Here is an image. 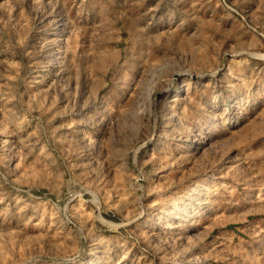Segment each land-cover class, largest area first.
Segmentation results:
<instances>
[{"label":"rangeland","instance_id":"374dc122","mask_svg":"<svg viewBox=\"0 0 264 264\" xmlns=\"http://www.w3.org/2000/svg\"><path fill=\"white\" fill-rule=\"evenodd\" d=\"M263 112L264 0H0V264H264Z\"/></svg>","mask_w":264,"mask_h":264},{"label":"bare ground","instance_id":"6f19581e","mask_svg":"<svg viewBox=\"0 0 264 264\" xmlns=\"http://www.w3.org/2000/svg\"><path fill=\"white\" fill-rule=\"evenodd\" d=\"M18 1V0H17ZM16 2V1H15ZM3 4V3H2ZM8 4V3H7ZM4 5V4H3ZM6 5V4H5ZM95 56V55H94ZM96 59V58H95ZM99 60H101V58L99 59ZM101 63H102V61H101ZM145 63V62H144ZM151 63V62H150ZM149 63V64H150ZM156 63V62H155ZM100 64V63H99ZM105 64V63H104ZM142 65H144V64H142ZM146 66V65H145ZM156 66H157V64H156ZM158 66H159V64H158ZM153 68V67H152ZM157 68V67H156ZM164 68V67H163ZM191 68H192V66H191ZM56 69V68H55ZM160 69V68H159ZM155 70V69H154ZM153 70V71H154ZM157 70V69H156ZM191 70V69H190ZM189 70V71H190ZM193 70V69H192ZM195 70V69H194ZM149 71V70H148ZM183 72V71H182ZM147 73V72H146ZM185 73V72H184ZM184 73H181L180 71H178V72H175L174 73V77H179V76H182V75H184ZM187 73V72H186ZM152 74H154V73H152ZM188 74V73H187ZM195 74V73H194ZM151 75V74H150ZM199 75H200V73H199ZM153 76V75H152ZM194 76V75H193ZM198 75H196V77H197ZM144 77V76H143ZM141 78V77H140ZM147 78V77H146ZM146 78H144V79H146ZM149 79V78H148ZM144 81V80H143ZM185 81V79L183 80V82ZM139 84V83H138ZM138 88V87H137ZM133 90H135V89H133ZM148 90V89H147ZM136 92V91H135ZM142 93V92H141ZM162 93L163 94H166V93H168V90L167 89H165V90H163L162 91ZM183 93V92H182ZM195 93V92H194ZM132 94V93H131ZM147 95V94H146ZM145 95V96H146ZM185 95V94H184ZM186 96V95H185ZM130 97V96H129ZM132 97V96H131ZM174 99V98H173ZM141 101V100H140ZM136 102V101H135ZM130 103V102H129ZM125 105H126V103H124ZM128 104V103H127ZM166 104V103H165ZM135 106V105H134ZM126 107V106H125ZM235 109V108H234ZM121 111H122V109H121ZM174 111V110H173ZM124 112V111H123ZM235 112H236V110H235ZM121 113V112H120ZM264 113V112H263ZM262 116V115H261ZM132 117V116H131ZM174 119V118H173ZM257 119V118H256ZM244 125H242V127H243ZM232 127V126H231ZM241 127V126H240ZM167 131H169V130H167ZM212 131V130H211ZM230 131V130H229ZM197 134V133H196ZM232 134V133H231ZM230 135V134H229ZM222 136H224V135H222ZM238 136V135H237ZM175 139V138H174ZM233 140V139H232ZM212 141V140H211ZM210 141V142H211ZM230 141V140H229ZM224 142V141H223ZM216 144V143H215ZM215 144H213V145H215ZM196 145V144H195ZM210 145V144H209ZM206 146V145H205ZM212 149V148H211ZM193 150V149H192ZM200 150H201V148L200 149H198L197 151H196V153H200ZM234 159H235V157H234ZM91 160V159H90ZM193 160V159H192ZM246 160V159H245ZM244 160V161H245ZM240 161V160H239ZM249 161V160H248ZM32 162V161H31ZM250 162V161H249ZM237 163V162H236ZM250 167V166H249ZM254 168V167H253ZM25 169V168H24ZM27 170V169H26ZM30 170V169H29ZM20 171V170H19ZM239 171H240V169H239ZM23 172H24V170H23ZM115 172V171H114ZM252 173V172H251ZM255 173V172H254ZM240 175V174H239ZM186 176V175H185ZM23 177V176H22ZM166 178V177H165ZM254 179V178H253ZM217 203V202H216ZM161 210V209H160ZM191 211V210H190ZM222 212V211H221ZM225 212V211H224ZM216 213V212H215ZM221 214V213H220ZM220 214H218V215H220ZM220 216H222V215H220ZM141 218V217H140ZM208 218V217H207ZM223 218V217H222ZM205 220V219H204ZM213 220H214V218H213ZM204 222V221H203ZM225 222V221H224ZM219 223V222H218ZM205 224V223H204ZM216 225V224H215ZM206 227V226H205ZM212 227H213V225H212ZM218 227V226H217ZM160 228V227H159ZM200 230V229H199ZM208 231V230H207ZM59 236V235H58ZM172 237H173V235H172ZM168 239V238H167ZM187 239V238H186ZM225 239V238H224ZM172 241V240H171ZM179 242V241H178ZM192 246V245H191ZM159 247V246H158ZM223 247V246H222ZM217 248V247H216ZM93 250V249H92ZM94 251V250H93ZM133 254V253H132ZM135 254V253H134ZM106 255V254H105ZM129 255V254H128ZM183 255V254H182ZM97 257V256H96ZM177 262V261H176ZM98 263V262H97ZM119 263V262H118ZM175 264V263H174Z\"/></svg>","mask_w":264,"mask_h":264}]
</instances>
